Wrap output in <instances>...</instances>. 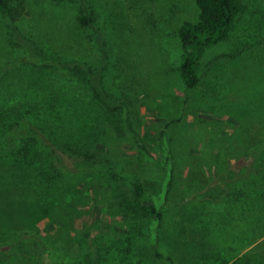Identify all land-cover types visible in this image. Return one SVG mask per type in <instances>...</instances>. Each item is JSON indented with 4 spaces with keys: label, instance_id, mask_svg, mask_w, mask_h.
<instances>
[{
    "label": "rangeland",
    "instance_id": "obj_1",
    "mask_svg": "<svg viewBox=\"0 0 264 264\" xmlns=\"http://www.w3.org/2000/svg\"><path fill=\"white\" fill-rule=\"evenodd\" d=\"M244 2L248 11L229 39L204 52L193 89L179 72V30L198 20L196 0H24L16 25L44 64L26 61L0 13V77L45 94L50 113L83 132L88 155L71 160L66 194L26 203L2 197V264L32 252L27 241L42 239L48 220L73 204L85 207L72 236H122L136 255L132 264H165L155 248L175 264L264 256V247L256 248L261 226L253 231L247 211L239 216L250 198L240 203L234 195L245 184L249 195L264 184V0ZM86 13L92 26L82 24ZM79 64L100 70L104 90L131 101V109L103 108ZM104 190L112 202L101 207ZM117 193L140 207L153 203L160 217H126L128 200L117 206Z\"/></svg>",
    "mask_w": 264,
    "mask_h": 264
},
{
    "label": "trees",
    "instance_id": "obj_2",
    "mask_svg": "<svg viewBox=\"0 0 264 264\" xmlns=\"http://www.w3.org/2000/svg\"><path fill=\"white\" fill-rule=\"evenodd\" d=\"M196 5L199 10L198 20L185 22L179 30L183 48L179 72L186 89H193L200 84L198 66L204 52L227 41L236 21L248 11L244 0H196ZM24 11V0H0V13L9 23L13 39L25 48L26 61L44 64L35 43L22 36L16 25ZM82 24L93 25L89 13L84 15ZM237 55L236 53L230 57L233 59ZM77 68L87 77L103 108L116 113L124 107L131 109V101L115 99L104 90L100 70L93 71L84 64L77 65ZM23 84L21 90L15 89L16 83L10 82L8 75L0 77V201L2 197L8 196V201L26 203L66 194L73 184L75 169L71 168V160L77 156H88L83 132L76 130L73 133L72 120L65 121L52 115L46 107L49 101L47 96H43L40 90L33 89L27 81ZM130 131L134 140L140 139L135 127L132 126ZM262 168L263 166L260 170ZM141 189L142 186L135 185L137 200H140L138 196L141 195ZM238 191L234 192L238 202L243 203L245 197L250 198L247 208L241 206L239 216L247 211L246 215L252 218L250 225L253 231L261 226L264 232V184L253 186L250 195L246 184ZM103 193V200L98 202L101 207L105 206L106 200L108 204L112 202L108 191L104 190ZM124 194L114 195V202L119 207L128 200ZM133 201L130 198L128 203L121 206L126 217L133 220L160 217L153 203L140 207L138 201L135 204ZM84 207L85 205L73 204L63 208L62 213H57L52 220H48L46 226L49 231L42 239L27 241L32 252H26L22 256L12 254L8 257V264H46V259H50L51 264L67 261L69 264H132L130 260L136 255L127 240L121 241L122 236L120 240L111 239L106 234H96L93 237L81 235L79 238L72 236L76 216L82 213ZM69 214H73L70 224L66 217ZM258 238L261 239H255ZM260 247H264V240L256 246L257 249ZM155 255L165 264H175L171 257L164 256L156 248ZM240 262L264 264V256H244L234 264ZM202 264H229V261L212 255Z\"/></svg>",
    "mask_w": 264,
    "mask_h": 264
}]
</instances>
